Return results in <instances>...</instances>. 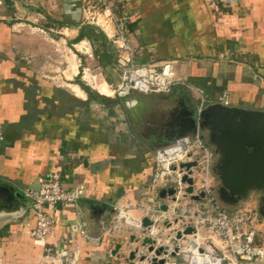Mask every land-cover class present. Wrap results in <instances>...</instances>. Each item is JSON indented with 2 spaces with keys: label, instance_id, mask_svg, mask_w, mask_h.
<instances>
[{
  "label": "crops",
  "instance_id": "obj_1",
  "mask_svg": "<svg viewBox=\"0 0 264 264\" xmlns=\"http://www.w3.org/2000/svg\"><path fill=\"white\" fill-rule=\"evenodd\" d=\"M86 1L0 0V264H48L43 256L59 248L77 249L76 264H131L123 237L82 239L81 232L100 234L114 206L124 202L134 220L144 216L142 206L162 202L150 187L152 153L171 137L179 111L196 104V96L178 86L166 93L132 92L116 102L107 97L101 101L105 106L88 102L93 97L86 85L64 83L77 77L80 65L71 74L62 70V83L54 81L58 67L49 68L52 56L61 58L67 46L66 52L76 57V44L69 39L81 33L93 46L101 40V30L83 19ZM125 4L126 37L135 62L158 69L169 61L173 76L208 96L224 93L229 106L264 111V0ZM89 44L86 55L98 71L83 80L109 96L106 84L118 83L120 73L111 64L102 67ZM106 46L111 48L109 40ZM73 89L79 94L82 89L83 95ZM112 103L120 107L119 116H112ZM51 171L59 172L64 187L82 184L84 192L74 203L47 208L51 235L43 248L28 236L34 220L23 190L36 189V178ZM9 198L12 204L1 203ZM257 219L264 227V216ZM116 243L121 247L112 256ZM175 257L182 260V255Z\"/></svg>",
  "mask_w": 264,
  "mask_h": 264
},
{
  "label": "built area",
  "instance_id": "obj_2",
  "mask_svg": "<svg viewBox=\"0 0 264 264\" xmlns=\"http://www.w3.org/2000/svg\"><path fill=\"white\" fill-rule=\"evenodd\" d=\"M113 0H90L82 5L83 19L88 25L98 27L109 40V45L115 51L114 63L121 70L118 83L106 84L110 89L109 96L121 98L135 91L141 94L166 93L173 86H178L192 92L196 96V111L199 113L210 104L229 106L224 93L210 97L191 86L185 79L173 76L169 61L160 63L158 69L150 64L134 61L133 49L126 37L128 15L116 14L113 9ZM80 43H83L80 41ZM79 43V44H80ZM78 46V45H77ZM75 51L87 54L88 47L82 51L80 47H73ZM154 165L150 180L152 190L171 187L172 196L165 198V211L158 209V205L142 206V211L152 224L144 229L143 234H135L139 220H134L128 214V204L114 206V215L107 227L96 236H88L81 232L82 239L99 240L102 236L112 239H125V243L134 248L135 243L128 242L130 232L139 238L147 236L155 242L153 248L167 245L169 249L165 255L156 258H165L163 264H249L252 261L264 263V227H259L258 219L253 209L244 208L234 212L225 210L214 198L212 193V158L210 147L205 143L198 130L193 135L187 134L174 139L168 145L157 148L152 153ZM195 162L189 167L190 173L180 163ZM186 174L192 179L191 194L203 193L198 200L184 196L187 183L181 181ZM37 188H26L23 196L29 203L34 224L28 230V236L34 244L44 248L46 239L51 235V220L46 214L47 208L56 203L71 204L80 199L84 192L82 184L64 187L60 181L58 171H51L45 176L36 178ZM168 224V225H167ZM192 230L189 234H181L180 239H174L175 232L180 233L186 228ZM163 229V230H162ZM194 243L190 246L188 242ZM176 242L179 247L175 255L169 256ZM201 249V251H199ZM127 257V250L125 249ZM75 251H66L64 248L55 250V253L45 254L43 260L48 264H76ZM182 255V260H173ZM151 252H145L144 258H134L131 264H151Z\"/></svg>",
  "mask_w": 264,
  "mask_h": 264
},
{
  "label": "water",
  "instance_id": "obj_3",
  "mask_svg": "<svg viewBox=\"0 0 264 264\" xmlns=\"http://www.w3.org/2000/svg\"><path fill=\"white\" fill-rule=\"evenodd\" d=\"M174 131L169 139L161 142L160 146L171 143L174 139L190 134L193 135L198 130L205 141L213 148L216 159L213 163V171L219 180V187L216 191L217 198L221 203L234 206L238 200L245 198L251 192L258 193L257 213L264 216V111L246 109L236 106H222L210 104L204 107L199 113L196 111L195 103H190L188 108L179 111L174 118ZM195 162L180 163L179 167H184L190 173L189 167ZM181 181L187 183L184 189V196L189 194L192 200L203 197V193L197 195L192 192V179L184 174ZM3 187V186H2ZM8 196L11 195L8 189L3 187ZM155 198L163 201L165 198L173 200L174 190L171 187L157 188L153 190ZM2 200L1 203L8 206L13 203L11 199ZM158 209L165 211L167 205L161 202ZM139 227L134 228L135 234H143L144 229L152 224L147 216H142L138 221ZM168 225V224H167ZM191 228L186 227L181 233L175 232L174 239H180L181 234H189ZM135 234L128 237V242L135 243L134 248L126 246L127 259L129 261L137 258L142 260L145 252H151V264H163L165 258H156L160 254L165 255L169 247L167 245L153 248L154 240L147 236L139 238ZM190 246L194 243L189 241ZM121 247L120 243L113 245L110 254L113 256ZM179 243L176 242L169 256H174ZM201 251V249H199Z\"/></svg>",
  "mask_w": 264,
  "mask_h": 264
},
{
  "label": "rangeland",
  "instance_id": "obj_4",
  "mask_svg": "<svg viewBox=\"0 0 264 264\" xmlns=\"http://www.w3.org/2000/svg\"><path fill=\"white\" fill-rule=\"evenodd\" d=\"M125 6H127L126 4H125V0H113V9L117 12V13H124L123 11V8L125 7ZM117 8L119 9L120 8V12H118V10H117ZM114 11V12H115ZM119 15V14H118ZM86 30L87 31H89L90 29L89 28H86ZM97 31H98V29H97ZM83 37V35L81 34V33H78L77 35H75L72 39H69V42L70 43H73V44H76V48H78V46H83V48L82 49H84V47H88V42L84 39V38H82ZM82 38V42L83 43H80V39ZM85 41V42H84ZM131 42V41H130ZM80 43V44H79ZM65 44L66 45H68V41H66L65 42ZM96 44V43H95ZM78 45V46H77ZM90 47L91 48H96L98 45L96 44L95 46H93V43L91 44V42H90ZM110 46V45H109ZM67 46H65V51H63V52H61V54H62V57L64 58H66V61L68 60V62H67V64H65L66 62L65 61H63V58L61 59L57 54H54L53 56H52V58L55 60L54 62H53V64H54V66H52V67H49V68H51V69H55L56 67H58V71L56 72V73H52V74H55V75H53L54 76V78H53V80L55 81V80H57L58 82H61L62 83V80H60L59 78H58V76L59 75H61V71L63 70H65L66 69V71H65V73L66 74H71V68L75 71V65H80V69H78V71H79V74L77 75V77L75 76V77H72V79H74V80H72V81H65L64 83L66 84V83H69V85H73V84H81L82 86H87V87H89V84H91V83H89L88 81H84L83 80V77H84V75L86 74V78L89 80V75H93L94 73H96V71H98L96 68H94V66H93V64L95 63L94 62V60H90L89 59V57L85 54V53H80V52H78V51H76V57H71L67 52H66V48ZM111 48H109L108 47V49L111 51V54H112V58L113 59H115V51H114V49L112 48V46H110ZM50 48L53 50V45H50ZM79 54H81L80 56H79ZM79 58V59H78ZM59 59H61L60 61H58ZM84 66V67H83ZM88 67V71L87 70H84L83 68H87ZM113 67L115 68V72L118 74V73H121V70L116 66V64L114 63L113 64ZM50 72H53L52 70L50 71ZM64 73V74H65ZM52 74H50V75H52ZM59 79V80H58ZM62 79H63V77H62ZM77 81V82H74V81ZM74 88V87H73ZM90 88V87H89ZM78 89V88H77ZM91 89V88H90ZM69 90V89H68ZM76 93H77V95H79V96H82L83 95V93L81 92V90H80V94H79V92L78 91H76V89H73ZM79 90V89H78ZM91 90H93V89H91ZM83 91V90H82ZM132 92H135V91H132ZM132 92H130V93H132ZM93 93H94V96H93V99H92V101H88V102H94V100H96V101H98V102H95V104H97V105H100V104H103L104 106H105V104L104 103H102L101 101H100V98H98V96L99 95H101V94H99L97 91H95V90H93ZM129 93V94H130ZM135 93H138V92H135ZM128 94V95H129ZM138 94H141V93H138ZM127 95V96H128ZM101 96H103V97H105V98H107L106 96H104V95H101ZM107 99H110V101L111 100H114L115 102H116V98L115 97H108ZM100 101V102H99ZM109 101V100H108ZM109 107L111 108L110 110L112 111V116H119V111H120V107H118L117 105H116V103L115 104H111V105H109ZM216 159V156H215V158H214V160ZM214 160H213V162L212 163H214ZM212 167H213V164H212ZM212 167H211V172H209L208 173V176L209 177H211V174H212V193H213V195H214V198L216 199V201L225 209V210H227V211H232V212H234V211H236V210H241V209H244V208H248V209H253V212L255 213V215L257 216V217H260L261 215H259L258 213H257V208H258V193H254V192H251L250 194H248L245 198H242V199H240V200H238L237 201V203L234 205V206H228V205H224L223 203H221L220 201H219V199L217 198V194H216V191H217V189H218V187H219V180H218V178H217V175H216V173L213 171V169H212ZM151 196L153 197V193L151 192ZM251 196H253L254 197V199L252 200V198H251ZM173 260H178L176 257H174V258H172ZM250 264H256V261H252Z\"/></svg>",
  "mask_w": 264,
  "mask_h": 264
},
{
  "label": "trees",
  "instance_id": "obj_5",
  "mask_svg": "<svg viewBox=\"0 0 264 264\" xmlns=\"http://www.w3.org/2000/svg\"><path fill=\"white\" fill-rule=\"evenodd\" d=\"M101 35V40L96 48H92V53L96 57L98 63L102 66L105 67L106 65H113L114 64V59L112 58V54L109 52V49L107 50V40L103 33L100 31ZM83 87V86H82ZM84 90L86 91L87 95L89 97H93L94 93L89 90L87 87H84ZM100 98V101H108L106 98L102 96H98Z\"/></svg>",
  "mask_w": 264,
  "mask_h": 264
},
{
  "label": "flooded vegetation",
  "instance_id": "obj_6",
  "mask_svg": "<svg viewBox=\"0 0 264 264\" xmlns=\"http://www.w3.org/2000/svg\"><path fill=\"white\" fill-rule=\"evenodd\" d=\"M203 133H205V132H203ZM202 135L204 136V134H202ZM211 152H212V156H211V158H212V160H213V158L216 156L215 153H214V151H213V148L211 149Z\"/></svg>",
  "mask_w": 264,
  "mask_h": 264
},
{
  "label": "bare ground",
  "instance_id": "obj_7",
  "mask_svg": "<svg viewBox=\"0 0 264 264\" xmlns=\"http://www.w3.org/2000/svg\"><path fill=\"white\" fill-rule=\"evenodd\" d=\"M83 51V49H81ZM108 93L110 94V89L108 88Z\"/></svg>",
  "mask_w": 264,
  "mask_h": 264
}]
</instances>
